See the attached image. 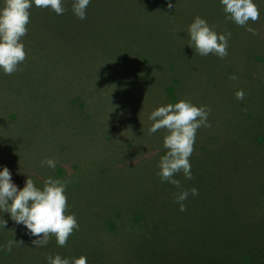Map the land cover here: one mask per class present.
<instances>
[{"label": "trees", "instance_id": "1", "mask_svg": "<svg viewBox=\"0 0 264 264\" xmlns=\"http://www.w3.org/2000/svg\"><path fill=\"white\" fill-rule=\"evenodd\" d=\"M170 2L174 5L171 9L167 7L169 0H90L84 20L71 11L73 0H64L63 15L33 5L28 33L23 37L26 61L12 75L0 69V169H9L18 188H23L27 177L38 187L48 177L70 180L66 196L72 189L71 196L79 199L67 203L66 214L81 217L84 214L80 212L87 209L93 192L78 182L91 177L101 178L103 182L105 178L96 175H100L99 165H104L108 158L104 148L116 143L121 148L135 149L132 155H139L149 144H162L165 130L148 132L152 123L148 117L158 106L188 99L196 106L210 107L211 127H201L198 131L211 133L212 142L233 130L236 124L237 127L242 124L235 112L238 109L235 104H241L237 103L233 85L226 77L230 76L233 56L244 47L240 40L252 41L256 35L228 20L220 0ZM254 3L264 19V5L261 6L264 0ZM196 16L214 26L217 33L231 32L225 58L200 56L188 45L187 29ZM247 27L256 29L252 21ZM248 51L252 57L260 54L263 61L259 50L248 48ZM106 91L128 100L118 121L109 114L117 124V131L106 130ZM137 133L139 139L130 142L127 135ZM132 155L122 157L117 163L124 164ZM46 157L56 160L55 169L42 164ZM142 169L139 165L133 169L132 174L138 176L130 179L141 181ZM102 182L94 189L96 194L106 190ZM199 182L201 192L207 193L204 190L211 187ZM203 199L205 196L184 201L186 209L206 210L210 206ZM200 200L204 203L199 204ZM223 206L226 208L228 203ZM168 208L179 211V204L174 201ZM76 209L80 212L75 213ZM186 211L177 218L182 220L178 223L160 215L155 217L157 220H148L147 225L155 228L129 234L122 240L119 256L107 257L103 264L188 260L199 256L201 249L206 244L212 245L215 238L220 243L214 252H224L222 258L215 260L219 264L249 261L263 253L259 249L264 246L261 232L251 234L253 227L264 220L259 218L261 215L256 217L259 209L245 218H235L229 207L208 221L184 217ZM225 214L231 218L225 220ZM3 219L8 227L0 228V234L8 236L18 230L12 220L5 216ZM76 238L74 231L69 239ZM90 252L95 250L86 247L80 255L89 261L95 256H88ZM198 260L201 258H195L193 264H201Z\"/></svg>", "mask_w": 264, "mask_h": 264}, {"label": "rangeland", "instance_id": "2", "mask_svg": "<svg viewBox=\"0 0 264 264\" xmlns=\"http://www.w3.org/2000/svg\"><path fill=\"white\" fill-rule=\"evenodd\" d=\"M263 5L264 3L261 6ZM254 23L258 34L252 41L240 40L244 47L233 56V67L230 68L229 73L230 76L235 75L237 79L231 80L230 76L226 77L227 81L233 85L234 92L243 90L245 93L244 99L237 102L241 106L235 104L238 108L235 111L237 118L242 124L238 127L236 124L233 130L218 136L214 142L209 141L212 137L211 133L198 131L199 133L196 134L198 140H195L194 145L195 151L190 157L193 176L191 180L185 179L182 173L176 175L175 179L179 180L181 185L178 189L171 183L162 181L157 175L160 157L167 151L163 142L159 146L149 144L139 155H132L135 151L133 148L126 149L115 145L116 143L111 144V147L104 148L108 158L104 165H99L100 175H96L105 178L103 182L101 178L93 177L80 179L78 182L79 185H86L93 194H90V201L86 204L87 209H82V212L77 209L74 211L85 216H76L79 228L74 231L77 238L74 241L68 239L67 245L60 247L56 243V238L52 236L47 245L34 247L32 240L35 237L30 236L22 224H16L13 221L15 223L13 226L18 230L9 234L12 236L0 234V264H47L46 257L49 254H59L66 258L78 257L80 251L86 247L95 250L88 254L90 257L93 254L95 256L89 258L90 262L87 261V264H103L105 258L119 256L117 252L124 245L122 240L129 234L135 235L147 227L149 230L155 228V225H147L148 220H155V217L160 215L169 219V222H181L182 220L177 218L182 217L181 214L184 211L168 208L181 189L196 188L198 195L190 194L187 200L205 196L203 200L207 206H210L203 211H195V208L186 209L184 217H196L197 221H202L204 218L206 221L214 220L216 216L223 213V210L230 207L235 218L239 216L245 218L259 209L260 213L257 212L256 217L261 215L259 218L264 219V57L262 61L260 54L252 57L248 51V48H253L259 50L264 56V19L260 17ZM240 42H238L239 45H241ZM71 43L75 46L74 40H71ZM72 46L71 50L75 51ZM127 102L128 100L120 95L110 93L105 95L106 130H118L117 124L113 118H109V114L112 113V117L118 121L122 109L125 105L127 107ZM127 137H130V142L139 139L138 133L128 134ZM158 147L164 148L165 151L160 152ZM222 147L228 149H222ZM128 155L132 156L126 159L124 164L117 163L122 160V157ZM138 165L139 169L143 168L140 170L143 174L141 181L130 179V177L138 176L137 173L131 172L137 169ZM199 181L208 183L211 187L209 190H204L207 193L201 192L203 189ZM101 182L105 184L106 190L101 189L96 194L94 189ZM13 183L17 185L16 181ZM71 192L72 189L67 195V203H72V200L77 202L76 200L79 199L72 197ZM203 200H200L199 204ZM226 203L228 206L225 208L223 205ZM196 213L199 215L196 216ZM4 216L11 220L8 213H0V217ZM230 218V214L224 215L225 220ZM252 218L251 216L249 219ZM6 226L8 227L7 224ZM253 228L255 229L251 230V234L261 232L260 235L264 238V220ZM12 239L22 241V244L13 246L12 251L8 252L5 245ZM219 243L218 238H215L212 245L206 244L208 247L202 244L204 247L199 256H191L188 260L177 258L172 263L160 264H193L195 258H201L198 260L201 264H219L215 260L224 256L223 251L214 252ZM259 249L263 253L255 259L235 260L228 264H264V246H260Z\"/></svg>", "mask_w": 264, "mask_h": 264}, {"label": "clouds", "instance_id": "3", "mask_svg": "<svg viewBox=\"0 0 264 264\" xmlns=\"http://www.w3.org/2000/svg\"><path fill=\"white\" fill-rule=\"evenodd\" d=\"M90 0H73L71 11L80 19H86V10ZM223 11L228 20L241 27H246L249 33L258 34L257 30L247 27L248 22L253 23L260 18L258 6L254 0H220ZM35 5L41 9H51L57 15L66 11L64 0H3L0 7V69L6 75H12L20 70V65L26 61L27 53L23 37L28 33L27 25L30 23L31 9ZM169 9L174 5L170 2ZM190 47H194L200 56L215 55L220 59L228 55L231 32L217 33L214 26L196 16L188 26ZM236 80L235 75L229 77ZM243 90L235 92L237 100H243ZM210 107L196 106L188 99H180L174 103L158 106L151 111L148 119L152 122L148 128L150 134L158 130H165L163 146L167 150L158 162L157 175L164 182L171 183L178 189L180 181L176 175L182 173L185 179L193 178L190 157L195 151V139L201 127L209 128L208 115ZM146 146V145H145ZM43 165L55 169L56 160L45 158ZM134 164V160H133ZM70 183L67 179L48 177L43 186L38 187L34 181L27 177L23 188H18L12 181L11 172L7 167L0 169V213H8L16 224H22L30 236L34 247L45 246L52 236L60 247L67 245L69 237L79 224L74 214L67 213L66 188ZM198 195L196 188L181 189L175 195L180 211H186L184 201L189 195ZM7 222L0 217V228H6ZM22 244L14 239L8 241L5 249L12 251L13 246ZM47 264H87L83 255L66 258L59 254L46 257Z\"/></svg>", "mask_w": 264, "mask_h": 264}]
</instances>
